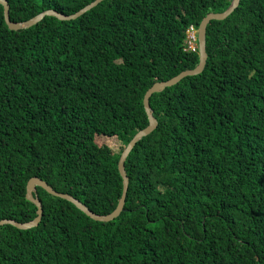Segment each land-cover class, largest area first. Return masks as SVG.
I'll return each mask as SVG.
<instances>
[{"label":"trees","instance_id":"trees-1","mask_svg":"<svg viewBox=\"0 0 264 264\" xmlns=\"http://www.w3.org/2000/svg\"><path fill=\"white\" fill-rule=\"evenodd\" d=\"M93 1L8 0L14 22ZM231 2L104 0L19 30L0 3V220L37 216L32 177L113 212L145 93L197 66L189 29ZM206 50L202 73L151 96L158 125L126 160L125 210L94 220L38 187L43 217L0 225V264H264V0L211 20Z\"/></svg>","mask_w":264,"mask_h":264},{"label":"water","instance_id":"water-1","mask_svg":"<svg viewBox=\"0 0 264 264\" xmlns=\"http://www.w3.org/2000/svg\"><path fill=\"white\" fill-rule=\"evenodd\" d=\"M103 1L104 0H95V1L91 2L90 4L86 5L84 8H82L78 12H76L74 14H70V15H67V14L65 15V14L59 13L55 10H46V11H43L42 13H40V14L34 16L33 18H31L27 21H24V22H14L10 19V4H9L8 0H0V3L3 4V6H4L5 20L7 22V25L9 26V28L12 30H19V29L29 28V27L35 25L36 23H38L40 20H42L46 16H55V17L59 18L60 20H71V19L78 18L79 16H81L85 12L93 9L99 3L103 2ZM239 3H240V0H232L229 8H227L225 11L218 12V13H209L202 19L200 26L197 30V41H198L200 60H199V63L197 64V66L195 68H193L191 70L183 71L182 73L173 77L170 80L157 82L151 88H149L147 90V92L145 93L144 106H145V109H146V112H147V115L149 118V124H148V126L143 128L142 130L137 132V134L130 141L128 146L123 150V152L119 158L118 168H119L120 174H121L122 179H123V191H122V195L119 199L118 205L113 212H111L109 214H105V215L98 214V213L94 212L93 210H91L83 201L74 197L73 195L57 191L56 189H54V187H52L47 181L43 180L42 178L32 177L28 181V184H27L26 197L28 200L35 203V205L37 206V216L28 222H19V221H16L14 219H3V220H0V225L13 224L16 227L21 228V229H26V228H30L32 226L38 225L39 222L41 221L42 217H43V214H44L43 204H42V201L39 198L38 193H37L38 187H42L47 192H49L50 194H52L56 197H61L67 201H70L78 209H80L82 212H84L85 214H87L89 217H91L94 220L108 222V221H111V220L115 219L116 217H118L125 210V204H126V199H127L128 190H129L130 180H129L128 173H127V170L125 167L126 160L129 156L131 150L133 149V147L138 142V140L140 138L148 135L149 133H151L153 130L156 129V127L158 125V120L154 116V111L150 105L151 96L156 92L163 91L166 87L175 85L176 83H178L179 81H181L184 77H186L188 75H197V74L202 73V71L205 68L207 58H208V53L206 50V32H207V26H208L209 22L211 20H223V19L227 18L235 10V8H237Z\"/></svg>","mask_w":264,"mask_h":264},{"label":"built area","instance_id":"built-area-1","mask_svg":"<svg viewBox=\"0 0 264 264\" xmlns=\"http://www.w3.org/2000/svg\"><path fill=\"white\" fill-rule=\"evenodd\" d=\"M188 44H189L190 47L195 49V46H196V34L194 32V28H192V27H191V29L189 31Z\"/></svg>","mask_w":264,"mask_h":264},{"label":"rangeland","instance_id":"rangeland-1","mask_svg":"<svg viewBox=\"0 0 264 264\" xmlns=\"http://www.w3.org/2000/svg\"><path fill=\"white\" fill-rule=\"evenodd\" d=\"M117 140L112 139V138H107V140H102L101 144L106 145V146H110L112 148V150L115 148V146L117 145Z\"/></svg>","mask_w":264,"mask_h":264},{"label":"clouds","instance_id":"clouds-1","mask_svg":"<svg viewBox=\"0 0 264 264\" xmlns=\"http://www.w3.org/2000/svg\"><path fill=\"white\" fill-rule=\"evenodd\" d=\"M190 29H191V28H190ZM190 29H189V31H190ZM194 32H195V34H196V46L198 47V43H197V42H198V41H197V31L194 29ZM196 46H195V47H196Z\"/></svg>","mask_w":264,"mask_h":264}]
</instances>
